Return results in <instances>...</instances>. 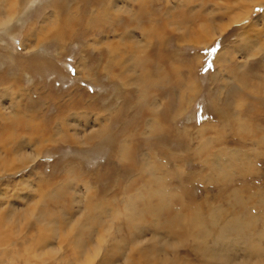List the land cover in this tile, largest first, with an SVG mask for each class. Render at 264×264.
Wrapping results in <instances>:
<instances>
[{"label":"rangeland","instance_id":"obj_1","mask_svg":"<svg viewBox=\"0 0 264 264\" xmlns=\"http://www.w3.org/2000/svg\"><path fill=\"white\" fill-rule=\"evenodd\" d=\"M12 1L19 12H13L8 29L0 27V94L11 89L0 100V215L12 218L43 196L70 226L87 218V199L103 202L107 214L93 241L85 235L90 240L85 253L75 250L73 236L50 240L54 257L48 252L52 247L41 250V256L13 236L5 246L9 255L0 248V262L130 264L129 256L139 262L138 250L154 246L164 252L145 264H264V44L253 47L249 31L259 17L264 19V0H149L144 19L129 29L124 28L131 15L126 9L136 11L138 3L118 0L120 11L111 8L112 21L95 26L91 11L72 38L36 49L33 32L44 17L57 16L54 0ZM102 9L108 10H96ZM203 24L212 32L201 35ZM124 36L134 43V53L149 49L152 68L159 66L153 57L161 48L168 56L162 69L181 66L175 72L179 80L167 77L155 92L168 95L159 97L158 112L166 123L156 130L153 94L140 101L136 81L124 84L119 77L122 63L106 68L108 52H115ZM192 36L202 39L193 42ZM81 65L93 70L91 76L79 70ZM128 70L130 79L140 71ZM73 101L81 103L68 107ZM16 117L19 123L31 121V130L18 124L11 134ZM124 141L134 147L129 158L122 154ZM154 175L169 193L163 221L196 217L199 210L206 221L202 241L194 238L192 227L146 225L134 231L128 225V197L144 184L157 187ZM59 191L62 199L55 202ZM29 221L18 234H37ZM232 224L243 230L229 232ZM221 232L226 235L219 237ZM153 235L159 236L155 243Z\"/></svg>","mask_w":264,"mask_h":264},{"label":"bare ground","instance_id":"obj_2","mask_svg":"<svg viewBox=\"0 0 264 264\" xmlns=\"http://www.w3.org/2000/svg\"><path fill=\"white\" fill-rule=\"evenodd\" d=\"M19 1H21V0H19ZM131 1H135L138 3V9L135 11V9L128 8V10L126 9V12H127V14L130 13L133 16L135 15V17H137V18L134 19V17H132V19L131 18L129 19V17L131 15L126 17L128 19H126V21H125L126 25H125V27L123 25V27L124 28L127 27V29H129V27H131L134 24L135 25L138 24L141 21V18L144 19L142 13H144L146 11V9H147L146 5H147V2L149 0H131ZM228 1L233 2L236 0H228ZM72 2L76 3L74 8L79 9V10H76V12H74V8H68V6H70L72 4ZM250 2H253V0H249V2H246V3L248 4ZM54 3H55V5H52L51 7L53 8V11L56 12L57 16H55V15L49 16L48 15V16L44 17L43 25L40 24L41 28L38 30L39 32L37 31L36 34H35V32H33L34 36H36L35 37L36 40L34 41V43H32V46L34 47V49L39 48L40 44H43L45 46L46 43L53 41V40L65 41V39L72 38L73 35H75V32L79 31V30H77L78 28L76 25H79V24L82 25V23L85 21V19L90 15L91 11H92V14H94L90 19L91 24L95 23V26L99 25L101 23V21L106 22L108 20H111V17L113 16L111 8L116 9L117 11H120V9L118 7V0H90V1L89 0H72V1H70V0H61V1L60 0H54ZM105 6H108V7H105ZM100 7L108 9V10L102 9V11L99 12L96 9H99ZM89 8H90V10L88 11ZM229 8H230V6H228L226 8V11ZM15 10H16V5L14 4V2L12 0H0V27L1 28H7V29L9 28V25L15 19L13 16V12H19V11H15ZM58 15H59V17H58ZM245 16H246V14H245ZM138 19H139V22L137 23ZM261 20H262V22H261ZM122 21H124V20H122ZM86 22H87V20H86ZM108 22H110V21H108ZM260 22L263 26L262 25L259 26ZM74 26H76V27H74ZM250 27H251L249 29L250 35L252 37L254 36V38H253L254 41H252L253 47L255 45V42L260 43V41H262V44H264V19L259 17L254 23H252V25ZM84 28L85 27H83L82 34L86 35L88 29L84 30ZM90 28H93V27H90ZM198 29H199L198 32H200L201 35H203V33H206L208 30L210 31L211 26L208 24H206V25L203 24V26L199 27ZM35 31H36V29H35ZM157 31H158L157 29L152 30V32H154V33H157ZM91 32H93L92 29H91ZM210 32H212V31H210ZM49 33H51V34H49ZM119 35H120V33H119ZM154 35H156V34H154ZM207 35H209V33ZM251 36H249V37L251 38ZM201 37L202 36H200L196 39L194 36H192V37H189L188 39H190V41H193V42H200V40L202 39ZM126 38L128 39V37L121 39L124 41V43L122 41H120L119 45L115 46L116 47V48H114V50H116L115 52H113V50H111V51L108 50L109 51L108 54L111 57L109 59H107L108 61L106 64V68H112L115 64H118V63L121 64L122 63L123 64V68H122L123 73H121V75L119 77L121 78V80L123 81L124 84L128 83L129 81H136L135 83H137L140 86V88H139V91H140L139 100L140 101L143 99L149 98V96L153 94L154 99L152 101L150 99V101L152 102L151 105H153L150 113H153L154 114L153 117H155V118H153L154 124L152 125V130L153 129L156 130V129L162 127L163 123H166V119H165L166 117L164 118L162 116V113L158 112L159 97L160 96L168 97V95L165 91L159 93L158 95L155 94V92L158 90V88L160 86L159 84L161 83V81H163V79H165L167 77H171V80H173L172 75H174V79L178 78V80H179V76L175 72L177 71V68H179L181 66L177 62V64L176 63L172 64L170 68L167 67L165 70L162 69V67H163L162 64L165 62V60L166 61L168 60V58H167L168 56H167L166 51H164L163 48H161L159 50L158 54L153 57L159 61L157 63V65H159V66H157L156 68L155 67L152 68L151 66H149L150 60H151V52L150 53L148 52L149 49L147 51V49L145 48L144 50L142 49V50H139L137 52L135 51V53H134L133 51H131L133 49L134 43H132L131 40L127 41ZM255 38H257L258 40H256ZM159 43L162 45L163 41L160 40ZM146 47H147V45H146ZM158 47H160V46H158ZM261 47H263V46L261 45ZM261 47H259V49H261ZM252 50H255V49H252ZM250 55H251V53H250ZM119 57H121L120 60L117 59ZM217 60L222 62L223 61L222 56L219 55ZM126 69H129L128 71H133L135 69L140 70V71L139 72L137 71L138 73L135 76L136 79L132 78L133 79L132 80V79H130V77H132V76L129 77L127 75ZM79 70L83 71V74L85 72V75H87L88 77L91 76V72L93 71L90 69H87V70L84 69L82 65H81V69H79ZM14 81H15V79H14ZM14 81H12L13 84L15 83ZM16 81H17V79H16ZM193 83H194V81L192 80L191 84H193ZM10 91H11V89H9V87L4 88L0 94V100L3 97L4 98L7 97V94L8 93L10 94ZM80 103L81 102H79V101H75L74 104L68 103L67 105H68V107L74 108L77 105H79ZM67 110H68V108H67ZM72 111H73V109H72ZM74 112H75V110H74ZM14 121L15 122H12V124H11V128H8V130L11 132V134L15 133L14 131L16 130L18 124L23 125L25 128L29 127V129L31 130V126H32L31 121H25L24 123H19L20 120H18V117H16ZM71 126L73 127V125H71ZM204 130L205 129H203L201 131L202 134L205 132ZM33 131H34V129H33ZM107 133H108V131H107ZM39 134H40V132H39ZM112 139H110V140H112ZM111 143H113V142H111ZM22 144H23V142H22ZM122 145L124 146L122 148L123 156H125V157L128 156V158H129L130 148L133 150L134 147L132 148L131 145L126 143V141H124V144L122 143ZM153 177H155V178H153ZM152 178L156 179L155 181L159 183V184L157 183V187L152 186V184L154 182L144 184L143 190H140V191H138L137 194L128 197L129 199L126 202V207H125V209L128 211V214L126 215L128 225L133 227L134 231L135 230L141 231L144 229V227L146 225L154 226L155 228H156V226L164 225L168 229H172V227L174 228L176 225L184 226L187 228L192 227L194 229L196 228L195 235L192 234V236L194 235L195 236L194 238H197L198 240L202 241L201 236L203 234H205L203 227L206 224V221L202 215H199L200 214L199 210L197 211V213H194V214H196V217L185 218V217H181L180 215H176L174 218H172V220H164L163 221V219L161 218L162 213L164 211H166L167 208H169L168 206H169L170 201L167 200L169 193H167L166 189L164 190V188L162 187V184H161L162 179L161 178H156L155 175L152 176ZM159 179H160V181H159ZM45 198H47V197H45ZM45 198H44V196L41 197L42 201H38L36 203V205L33 207H30V208L27 207V210L25 209L26 211H24V212L20 211L21 213L14 214L15 215L14 217L10 216L12 218H7L6 216L0 215V248L5 247L8 244H10L13 241V239H12L13 236H20V237H22V240L26 244H29L28 247L30 250L33 251L34 247L37 249V250H34L33 253L36 254L37 252H39V254L42 256V254L40 252L41 250L44 251L45 250L44 248L46 246L52 247V246H49L51 243L50 240L52 238H57V239H60L64 242L65 240L69 239L70 236H73L72 238H74V239H72V244L74 245L75 250L79 251L80 253H82L84 251V253H85V251H86L85 246L87 245V242L90 241L89 239L85 238V235H89V238L93 241L94 240L93 236L95 233L98 232V228L103 227L104 217H105L104 214L106 213L104 203L103 202L102 203H92L90 200L87 199V209H86L87 213L85 214V215L88 214L87 218L85 220L83 219L84 220L83 223L79 222V224L81 223L80 226L78 223L77 224L74 223V225L70 226L67 218L65 216H63V213H62V215H61V213H56V211H54V209H52V207H50V204H49L50 202L48 203L46 201L47 199H45ZM153 198H158V201L153 202ZM61 199H62V192L59 191L58 197L54 201L59 202ZM139 199L141 200V202L138 205L137 202H135V200H139ZM12 213L10 212V215ZM31 218L34 221L33 225H35V227L37 229L36 230L37 234H35V236L34 235L28 236V233H25V235L22 236L21 232H19L20 234H18V230L20 229L19 231H21L22 226L25 225V222H28L29 220H31ZM154 218H156V219H154ZM76 221H79V219L78 220L76 219ZM188 223L190 224V226L188 225ZM96 224H97V226H95ZM232 226H234V224H232ZM197 228H200L198 232H197ZM237 229H238V232H240L243 230V227L241 225H238V226L235 225L234 228H231V227L228 228V231L229 232H231L232 230L236 231ZM184 231H185V229H184ZM228 231L224 230V232L229 233ZM223 234L224 233L221 232V234H219L218 236L220 237V235L221 236L226 235V234L225 235H223ZM227 236H228V234H227ZM152 238H153V241L155 243L156 239H159V236L153 235ZM47 247H46V249H47ZM6 248L7 247L3 248V256L5 254L9 255ZM19 249H21V248H19ZM52 249L50 251H48L50 254H52V255H50V257H54L53 255L55 253L54 252L55 250L53 247H52ZM23 251H25V250H23ZM18 252H20V251H18ZM138 252H139V258L141 259V261L136 262V261H134V259L131 256H129L130 258L128 261H130V264H145L147 260H148V263L149 262L152 263L154 261V259H156L155 258L156 253L159 252V254H160V253L164 252V250L160 249L158 251L157 249H155L154 246H152L151 248H145L144 250H138ZM44 253L45 252H43V254ZM0 255H2L1 252H0ZM59 258H60V256H59ZM52 260L53 259H50L48 261H42V260L41 261H37V260H35V261L31 260L30 261L27 258L23 259V260H21V258H20L18 260H13L14 262H11L10 264H48V262L49 261L52 262ZM60 261H61L60 264H64L63 263L64 261H62V260H60ZM0 264H8V262H6V263L0 262Z\"/></svg>","mask_w":264,"mask_h":264}]
</instances>
